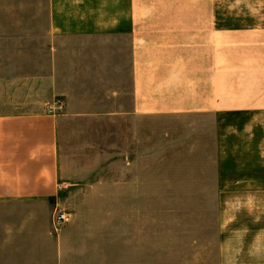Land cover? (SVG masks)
<instances>
[{"label":"crops","instance_id":"obj_1","mask_svg":"<svg viewBox=\"0 0 264 264\" xmlns=\"http://www.w3.org/2000/svg\"><path fill=\"white\" fill-rule=\"evenodd\" d=\"M210 2L1 3L0 264H107L88 210H99L102 197L130 210L135 195L149 191V168L134 169L148 161V120L157 138L181 145L191 143L195 115L215 118V163L206 181L179 183L175 191H194L195 204L208 207L212 264H264L229 255L221 261L223 252L264 250V216L257 233H242L236 223L238 206L264 201V179L233 178L245 169L224 156L219 117L255 99L242 93L237 56L233 64L220 49L223 31L236 34V7ZM56 100L60 108L49 114ZM177 121L187 130L176 133ZM103 163L111 170L86 168ZM64 200L74 217L55 232L53 211ZM125 221L124 229L116 222L109 254L113 264H140L136 225ZM254 234L257 247H246ZM237 237L242 245L233 250ZM146 257L155 263L153 250Z\"/></svg>","mask_w":264,"mask_h":264},{"label":"rangeland","instance_id":"obj_2","mask_svg":"<svg viewBox=\"0 0 264 264\" xmlns=\"http://www.w3.org/2000/svg\"><path fill=\"white\" fill-rule=\"evenodd\" d=\"M3 1L0 0V5ZM210 1L220 6L236 7L238 19V25L234 29L236 34L229 33L233 29H226L227 32L224 33L223 28L220 49L221 53L228 55L229 61L233 64L235 55L237 56L241 86L246 87L242 93L255 99L252 106L240 113L219 117L221 124L218 128L222 137V149L229 165L234 164L237 169L239 167L245 169L235 172L233 178L261 180L264 179V0H199L201 4L211 3ZM148 125H150L148 161L139 163V166L135 164L134 169L149 168V191L146 195L136 194L130 210L123 208L122 204L119 208L116 204L111 205V197H102L99 210L95 211L94 208L88 210L98 222L95 221L100 232L98 252L108 253L107 264L114 263L112 255L116 248L114 240V234L118 229L116 222L119 220L124 229L125 226L122 224L126 222L125 219L131 218L137 228L140 264H148L146 255L151 250L154 252V264H212L215 258L211 253L213 246L211 247L208 207L195 204L194 191L175 189L179 183H194L196 180L208 179L206 170L215 163L214 134L217 130L215 118L195 115L190 119L191 143L181 145L173 144L171 136L165 137L166 141L157 138L155 123L148 120ZM173 126L176 133L178 130H187L184 122H174ZM171 127L167 129L169 133L172 132ZM86 168L89 172L93 168L98 172L111 170L108 163L99 166L87 165ZM117 169H121L119 164ZM65 202L64 200L60 208L71 212L74 217L71 206ZM246 203L238 206L242 208L241 212L236 214L238 217L236 223L243 227L242 233L246 230L247 232L255 230L257 233L261 225L257 227L256 224L264 216L262 208L264 201L256 203L249 198ZM255 235L257 234L251 236V242L245 244L246 247H257V244L252 243ZM237 238L238 242L230 245L233 250L242 245L239 244L241 238ZM221 255L223 263L227 261L228 255L231 260L233 258L243 260L245 257L259 263L264 259V250L257 248L246 250L244 253L231 251L223 252ZM151 260L153 259L150 258L149 264H153Z\"/></svg>","mask_w":264,"mask_h":264},{"label":"built area","instance_id":"obj_3","mask_svg":"<svg viewBox=\"0 0 264 264\" xmlns=\"http://www.w3.org/2000/svg\"><path fill=\"white\" fill-rule=\"evenodd\" d=\"M57 108H60V101L56 100L47 107V112L50 114L54 112ZM53 216L51 220V226L55 232H59L63 229L64 226L69 224V222L72 220V213L67 212L66 210L56 206V208L53 211Z\"/></svg>","mask_w":264,"mask_h":264}]
</instances>
